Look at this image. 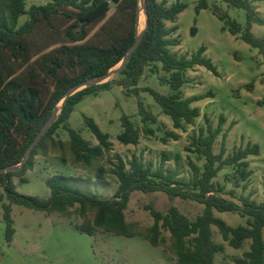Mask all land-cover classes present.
<instances>
[{
  "label": "trees",
  "instance_id": "trees-1",
  "mask_svg": "<svg viewBox=\"0 0 264 264\" xmlns=\"http://www.w3.org/2000/svg\"><path fill=\"white\" fill-rule=\"evenodd\" d=\"M28 1L0 0V168L15 166L0 173V185L4 189L0 192V201L8 243L15 234L13 204L64 216H71L75 209L81 217L94 213L92 221L85 220L76 227L90 235H95L97 228H103L114 234L134 236L136 231L133 224L127 221L125 213L131 193L135 190L164 191L170 199L180 197L204 204L203 211L194 219L176 205H171L166 212L152 203L146 206L154 223L142 234L152 245L158 246L166 242L163 230H168L176 264H215L217 253L225 250V244L215 241L213 225L218 227L223 239L232 247L241 248L246 240H251L249 249L231 264H264V201L257 202L252 192L245 193L253 174L248 157L260 154V146L249 140L246 145H240L227 154V132H224L221 150L215 152V142L227 121L224 114H220L217 126L205 114V125L190 136L186 150L196 153L199 159H204V163L200 166L189 160L193 172L189 179L181 177L180 155L173 156L171 152L164 151L158 164L137 155L128 163L119 158L113 168L118 188L110 198L83 191L72 183L74 177L61 173L47 178L48 198L25 194L17 189L14 177L22 182L29 180L25 173L34 168L38 149L45 141L54 143V135L60 127L68 131L70 149L77 161L91 164L112 149L109 133L104 132L94 118L85 116L87 125L99 141L96 145L69 123L75 106L85 96L111 87L112 81H106L69 95L48 132L25 164L18 167L30 143L71 88L83 80L108 73L123 60L137 39L140 9V0H47L27 7ZM143 1L148 25L139 46L119 72L121 77L117 82L129 94H139L137 85L145 67L161 62L162 68L169 73L162 80L170 84L172 93L163 94L148 86L143 89L154 96L163 113L172 118L175 128L185 129L201 116V108L194 102L212 95V92L186 95L183 86L187 82V71L197 65H204L215 74L219 71L212 59L204 55L205 46L191 57L171 48L180 45L182 40L172 36L178 25L168 27L166 21H177L187 7L185 2L177 1L168 6V0ZM223 1L229 6L246 10L245 30L229 14L219 13V17L226 21L232 34H240L264 56V37L256 36L251 30L256 22L264 24V18L258 15L252 0ZM114 6L115 11L108 16ZM208 7V0H198L196 10L200 12ZM25 14L28 18L21 22ZM54 18L62 21L58 29L52 21ZM100 22V27L91 34ZM47 23L50 28L46 27ZM66 71L71 73H63ZM139 113L145 124L142 128L136 126L129 115L122 116L123 130L118 136L122 143L137 145L142 132L147 136L156 134L157 129L150 124L157 123L158 116L148 110L142 100H139ZM171 138L177 140L179 134L168 130L162 140L168 142ZM173 157L176 166L167 167V162ZM226 166L234 167V174L226 175V181L243 189L239 202L235 200V189L228 190L226 182L215 180ZM100 169L103 170L102 167ZM5 198L8 201H4ZM216 211L238 212L246 218V223L232 226Z\"/></svg>",
  "mask_w": 264,
  "mask_h": 264
},
{
  "label": "rangeland",
  "instance_id": "rangeland-1",
  "mask_svg": "<svg viewBox=\"0 0 264 264\" xmlns=\"http://www.w3.org/2000/svg\"><path fill=\"white\" fill-rule=\"evenodd\" d=\"M46 1L29 0L27 7L32 3ZM177 1L185 2L187 7L179 14L177 21H166L168 27L178 25L172 36L182 40L180 45L171 48L179 54L191 57L205 46L204 55L212 59L219 71V74H215L206 66L197 65L186 73L187 82L183 86L186 95L212 92V95L194 102V105L201 108V116L194 124H188L185 129L175 128L172 118L163 113L161 105L154 96L143 89L148 86L163 94L172 93L170 84L162 80V77L169 76V73L162 68L161 62L145 67L137 85L139 94L134 92L129 94L117 82L121 74L114 73L101 81H112L111 87L101 89L97 94L85 96L75 106L69 118L70 125L96 145L99 141L87 125L85 116L94 118L101 129L109 133L113 143L112 149L96 158L91 164L77 161L70 149V135L66 129L60 127L54 135L55 142L45 141L38 149L34 158V168L28 169L25 173L29 180L22 182L18 177H14L20 192L48 197L50 189L46 184L47 178L61 173L74 177L72 183L83 191L110 198L118 188V179L113 173V168L119 158L128 163L134 155H137L146 161L152 160L158 164L164 151L171 152L173 156L180 155L181 177L189 179L193 176L189 160L192 159L200 166L204 163V159H199L196 153L186 150L190 136L200 126L205 125V114L212 118L215 126L218 125L220 114H224L227 121L223 132L215 142L214 150L215 152L221 150L224 132H227V154L232 153L240 145H246L249 140L259 144L260 154L248 157L253 174L245 193L252 192L253 199L257 202L264 201V56L240 34H232L226 21L219 17V13H227L245 30L247 12L243 8L229 6L223 0H208L209 7L200 12L196 10L198 0H168V6ZM252 2L258 10V15L264 18V0H252ZM143 3L144 1L140 0V13L142 11L145 14ZM115 9L116 6L109 11L108 16ZM27 18V14L23 15L21 22ZM145 20L146 16L144 23L140 24L139 32L145 28ZM52 21L57 29L60 28L62 21L59 18H54ZM102 22L91 31V34ZM46 27L50 28L49 23ZM193 28L197 29L195 33H192ZM251 30L256 36L264 37V24L256 22ZM56 45L58 44L54 46ZM139 100L158 116V122L150 124L157 129L156 134L147 136L142 132L141 140L137 145L122 143L118 136L123 130L124 114L129 115L136 126L141 128L145 126L139 113ZM63 102L58 104L60 108ZM168 130L178 133L179 139L171 138L168 142H164L162 137ZM175 166L176 160L173 157L167 162V167ZM233 174L234 167L226 166L215 180L226 182L228 190L235 189V200L239 202L238 197L243 193V189L235 187L233 182H227L225 177ZM0 192H4L1 186ZM4 201L8 200L5 198ZM149 203L164 212L168 211L171 205H176L192 219L204 209V204L190 199L180 197L170 199L164 191L135 190L131 193L125 213L127 221L133 224L136 234L125 236L108 232L103 228H97L95 235H90L76 227L85 220L92 221L94 213L81 217L75 209V213L71 216L58 213L48 215L41 210L14 204L12 216L15 234L8 243L5 235L6 223L2 217V201H0V264H176L177 258L171 248L172 238L168 230H163L166 242L158 246L152 245L142 234L154 223L153 216L146 208ZM216 214L232 226L246 223V218L238 212L216 211ZM213 229L215 241L225 244V250L217 253L215 264H231L237 256L249 249L251 240H246L241 248H235L223 239L216 225H213Z\"/></svg>",
  "mask_w": 264,
  "mask_h": 264
},
{
  "label": "water",
  "instance_id": "water-1",
  "mask_svg": "<svg viewBox=\"0 0 264 264\" xmlns=\"http://www.w3.org/2000/svg\"><path fill=\"white\" fill-rule=\"evenodd\" d=\"M144 12H145V15H146V22H145V28L139 32V21H140V9L138 11V17H137V25H136V28H137V31H138V34H137V39L136 41L134 42V44L131 46V48L128 50L126 56L123 58V60L118 64V66H115L114 68H112L108 73L104 74V75H101L99 77H93V78H88L86 80H83L82 82H79L78 84H76L75 86H73L71 88V90L67 93L66 97L64 98V102L61 106V108L57 106L54 108L50 118L47 120V122L44 124V126L41 128V130L38 132L37 136L34 138V140L30 143V145L28 146L26 152H25V155H24V158L22 159L21 163L18 164V167H22L26 160L28 159V157L31 155L33 149L40 143V141L42 140L43 136L48 132V130L50 129L51 125L54 123V121L57 119L59 113L61 112V109L67 99V97L73 93H75L76 91L82 89V88H85V87H88V86H91L93 84H98V83H102L101 81L114 74V73H119L122 71V69L126 66L128 60H129V57L134 53V51L137 49V47L139 46L140 42L142 41L143 39V36H144V30L147 28V25H148V18H147V9L146 7H144ZM197 31L196 28H193L192 29V33H195ZM15 168V166H8L6 168H0V173L1 172H4V171H9L11 169Z\"/></svg>",
  "mask_w": 264,
  "mask_h": 264
},
{
  "label": "bare ground",
  "instance_id": "bare-ground-1",
  "mask_svg": "<svg viewBox=\"0 0 264 264\" xmlns=\"http://www.w3.org/2000/svg\"><path fill=\"white\" fill-rule=\"evenodd\" d=\"M145 16L146 15L141 11V13H140L139 27H140V24H143L144 23ZM145 22H146V20H145Z\"/></svg>",
  "mask_w": 264,
  "mask_h": 264
},
{
  "label": "crops",
  "instance_id": "crops-1",
  "mask_svg": "<svg viewBox=\"0 0 264 264\" xmlns=\"http://www.w3.org/2000/svg\"><path fill=\"white\" fill-rule=\"evenodd\" d=\"M140 140H141V139H140ZM14 181H15V183H16L17 180L14 179ZM16 185H17V183H16ZM0 186H1V185H0ZM1 187H2V186H1ZM49 196H50V195H49ZM49 196H48V197H49ZM48 197H44V198H48ZM13 205H14V204H13ZM18 205H19V204H18ZM21 206H22V205H21ZM23 207H25V206H23ZM25 208H28V207H25ZM30 209H31V208H30ZM34 210H35V209H34ZM44 212H45V211H44ZM45 213H47V212H45ZM47 214H48V215H51V214H54V213H47ZM58 214H59V213H58Z\"/></svg>",
  "mask_w": 264,
  "mask_h": 264
}]
</instances>
